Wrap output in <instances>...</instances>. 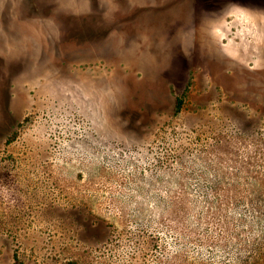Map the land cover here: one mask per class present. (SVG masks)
Masks as SVG:
<instances>
[{"label": "rangeland", "instance_id": "rangeland-1", "mask_svg": "<svg viewBox=\"0 0 264 264\" xmlns=\"http://www.w3.org/2000/svg\"><path fill=\"white\" fill-rule=\"evenodd\" d=\"M0 264H264V0H0Z\"/></svg>", "mask_w": 264, "mask_h": 264}, {"label": "trees", "instance_id": "trees-1", "mask_svg": "<svg viewBox=\"0 0 264 264\" xmlns=\"http://www.w3.org/2000/svg\"><path fill=\"white\" fill-rule=\"evenodd\" d=\"M181 103H182V102H181V100H180V101L178 102V106H177L178 108H180Z\"/></svg>", "mask_w": 264, "mask_h": 264}]
</instances>
